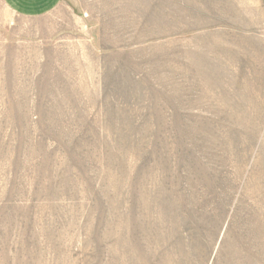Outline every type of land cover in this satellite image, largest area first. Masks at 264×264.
I'll use <instances>...</instances> for the list:
<instances>
[{
	"label": "rangeland",
	"instance_id": "374dc122",
	"mask_svg": "<svg viewBox=\"0 0 264 264\" xmlns=\"http://www.w3.org/2000/svg\"><path fill=\"white\" fill-rule=\"evenodd\" d=\"M0 264H264V0H0Z\"/></svg>",
	"mask_w": 264,
	"mask_h": 264
},
{
	"label": "crops",
	"instance_id": "0c3cea01",
	"mask_svg": "<svg viewBox=\"0 0 264 264\" xmlns=\"http://www.w3.org/2000/svg\"><path fill=\"white\" fill-rule=\"evenodd\" d=\"M19 17L37 18L50 14L63 0H2Z\"/></svg>",
	"mask_w": 264,
	"mask_h": 264
}]
</instances>
